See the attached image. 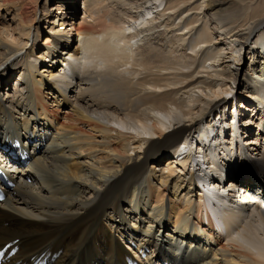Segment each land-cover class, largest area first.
I'll return each instance as SVG.
<instances>
[{
    "label": "bare ground",
    "instance_id": "1",
    "mask_svg": "<svg viewBox=\"0 0 264 264\" xmlns=\"http://www.w3.org/2000/svg\"><path fill=\"white\" fill-rule=\"evenodd\" d=\"M2 13L0 137L48 139L37 184L0 204V245L118 264L130 233L173 264H264V0H0Z\"/></svg>",
    "mask_w": 264,
    "mask_h": 264
},
{
    "label": "rangeland",
    "instance_id": "2",
    "mask_svg": "<svg viewBox=\"0 0 264 264\" xmlns=\"http://www.w3.org/2000/svg\"><path fill=\"white\" fill-rule=\"evenodd\" d=\"M42 4H44V1H43V3ZM82 6H83V2L80 4V1H79V7L82 9ZM83 13V12H82ZM80 16V15H79ZM79 16L77 17V20H78V18H79ZM13 17V15H11V18ZM82 17V16H81ZM0 18H5L4 17V14L2 13V14H0ZM49 21H51V22H55L56 21V17H52V18H50L49 19ZM58 25V24H57ZM57 25L55 26V27H57ZM47 26V25H46ZM48 26H51L52 27V24L51 25H49L48 24ZM75 39L77 40V37H75ZM74 45H75V47L78 45V42L77 41H75V43H74ZM61 65L62 64H60L59 66H58V68H60L61 67ZM56 71V70H55ZM18 81V73H15V75L13 76V80H11L10 82H11V86H12V88H14V86L18 83L17 82ZM240 90H242V89H240ZM20 91H21V93H23L24 91H25V88H24V86H22V87H20ZM7 92V90L6 89H3V95L5 94ZM242 94V91H240L239 92V95H237L236 94V96H237V98L235 99V96H232V95H235V93H230V94H228L227 96V98L228 99H230V97H232V99H234L235 101L238 99V96L240 97V95ZM49 96V95H48ZM50 98V97H49ZM232 99H230V100H232ZM49 100H51V99H49ZM52 103V102H51ZM231 104H233V103H231ZM230 103L228 104V106L226 107V108H228L230 105H231ZM224 107H222V109H223ZM226 108H224L223 110H225ZM62 109H64L63 111H66L67 110V107H65V108H62ZM232 110H235V108H233ZM53 123H54V121H53ZM261 148V147H260ZM33 149V148H32ZM34 150V149H33ZM166 166V165H165ZM166 168V167H165ZM253 168V167H252ZM252 168H249V169H246V170H243L244 172H245V174H244V177H243V179L244 178H246V177H250V178H252L253 176L255 177V176H257V174H258V172L256 171V170H251ZM256 178V177H255ZM253 179V178H252ZM158 183V182H157ZM209 184H210V182H209ZM243 185V184H242ZM205 187H209L208 185L207 186H205ZM241 187V184L239 185V188ZM234 199V198H233ZM14 238H12L11 240H13ZM10 240V241H11Z\"/></svg>",
    "mask_w": 264,
    "mask_h": 264
}]
</instances>
